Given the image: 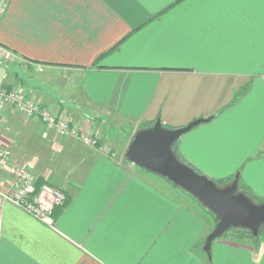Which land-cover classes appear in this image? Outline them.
I'll use <instances>...</instances> for the list:
<instances>
[{"label": "crops", "instance_id": "0c3cea01", "mask_svg": "<svg viewBox=\"0 0 264 264\" xmlns=\"http://www.w3.org/2000/svg\"><path fill=\"white\" fill-rule=\"evenodd\" d=\"M0 43L15 53L0 80L98 140L7 114L0 140L66 202L54 226L5 203L0 264H264L260 237L222 236L209 257L215 218L126 155L158 119L210 118L176 142L180 160L239 174V191L264 200V0H8Z\"/></svg>", "mask_w": 264, "mask_h": 264}, {"label": "water", "instance_id": "95a60500", "mask_svg": "<svg viewBox=\"0 0 264 264\" xmlns=\"http://www.w3.org/2000/svg\"><path fill=\"white\" fill-rule=\"evenodd\" d=\"M209 119L199 118L177 128H166L158 119L152 126L137 131L126 155L134 164L166 177L219 217L203 247L211 257L213 241L222 237L231 228L242 227L250 230L254 236L259 235L264 224V202H256L239 191V174H236L231 183L219 186L213 178L197 171L175 154L173 146L179 138L194 126ZM145 137L156 141L158 145L156 151L142 154L134 149L137 141Z\"/></svg>", "mask_w": 264, "mask_h": 264}, {"label": "built area", "instance_id": "2783aa9c", "mask_svg": "<svg viewBox=\"0 0 264 264\" xmlns=\"http://www.w3.org/2000/svg\"><path fill=\"white\" fill-rule=\"evenodd\" d=\"M7 2L0 0V15ZM14 59L15 53L0 43V61L7 63ZM10 111L26 118H38L45 128L54 130L59 136L73 137L93 146L98 142L97 138L81 131L66 115L52 107L43 106L21 88L9 86L0 80V136ZM65 202L66 194L61 189L46 182L39 183L30 165L15 159L8 146L0 143V212L5 203H12L42 223L54 226L55 209ZM1 233L0 214V236Z\"/></svg>", "mask_w": 264, "mask_h": 264}, {"label": "rangeland", "instance_id": "374dc122", "mask_svg": "<svg viewBox=\"0 0 264 264\" xmlns=\"http://www.w3.org/2000/svg\"><path fill=\"white\" fill-rule=\"evenodd\" d=\"M14 61V60H13ZM13 61H11V62H7L6 64H10V66H13L15 63L13 62ZM13 68L15 69V67L13 66ZM13 69V70H14ZM38 70H43L42 68H40V67H38L37 68ZM19 71V69L18 68H16V71L14 72L15 74H16V77L18 78V75H17V73H19L20 75H22L21 73L23 72V69H20V71ZM17 72V73H16ZM14 74V75H15ZM36 74H37V71H36ZM15 77V78H16ZM17 78H16V80H17ZM14 86H16V87H18V88H21L17 83H16V85H14ZM19 115V114H18ZM67 117H69L70 118V120H71V117H70V115H67V114H65ZM20 117H24V116H21V115H19ZM72 121V120H71ZM73 122V121H72ZM10 126V122L8 123V119H7V122H6V124H5V126L3 127V129H2V132H1V135H3V136H7V131H8V127ZM1 137V136H0ZM92 137H94L95 138V136H92ZM123 139V138H122ZM125 141V140H124ZM120 142H123V141H119V143ZM132 142V141H131ZM0 143H2V144H5V145H7L8 146V148L11 150V152H12V154H13V151H12V148L7 144V142H5L4 140H1V142ZM16 159V158H15ZM128 159V158H127ZM17 160H23V159H17ZM24 162V161H23ZM137 169H139V170H142L144 173H146V174H148V175H150L151 177H154V178H156V177H159V178H162L161 179V181H162V183H161V187H165L166 188V186L168 185V186H170L169 188H171L172 190H179L178 192H185V191H183L181 188H178V187H175L173 184H170L168 181H166L163 177H161L160 175H158V174H155V173H153V172H150V171H148V170H146L145 168H142V167H140V166H138V165H134ZM231 183V182H230ZM180 190H182V191H180ZM177 192V191H176ZM186 194H188L191 198H193V200L196 202V203H198L199 204V206L201 207V208H203V209H205L209 214H211L214 218H215V222H216V224H217V222H218V220H219V218L214 214V212H212V211H210V210H208L198 199H196L194 196H192L191 194H189V193H187V192H185ZM233 232L234 231H232V230H229V232L226 234V236H230V235H232L233 234ZM260 238H262V239H264V233H262V234H260V236H259Z\"/></svg>", "mask_w": 264, "mask_h": 264}, {"label": "trees", "instance_id": "16d2710c", "mask_svg": "<svg viewBox=\"0 0 264 264\" xmlns=\"http://www.w3.org/2000/svg\"><path fill=\"white\" fill-rule=\"evenodd\" d=\"M243 91L239 92L237 96H239ZM173 150L175 152V154L179 157L180 159V154H179V151H178V147H177V144L175 143L174 146H173ZM159 175V174H158ZM161 177H163L166 181H168L170 184H173L175 187H178L177 185H175L173 182H171L169 179H167L166 177L160 175ZM216 183L219 185V186H223V185H226L231 181V178L229 179H220V180H215ZM180 188V187H178ZM182 189V188H181ZM183 190V189H182ZM185 191V190H183ZM187 192V191H185ZM188 193V192H187ZM190 194V193H189ZM249 197H251L254 201L256 202H264V200L260 199V198H256L254 196H251L249 195ZM207 208V207H206ZM208 209V208H207ZM209 210V209H208ZM211 211V210H210ZM215 214V213H214ZM216 215V214H215ZM217 216V215H216ZM218 217V216H217ZM219 218V217H218ZM230 230L234 231L232 235L238 237V238H245V237H249V238H257L260 236V234L264 233V224L261 226V229H260V233L258 236H254L252 234V232L246 228H242V227H235V228H231ZM229 232V230L223 235L225 236L227 233Z\"/></svg>", "mask_w": 264, "mask_h": 264}, {"label": "snow or ice", "instance_id": "6c2138e0", "mask_svg": "<svg viewBox=\"0 0 264 264\" xmlns=\"http://www.w3.org/2000/svg\"><path fill=\"white\" fill-rule=\"evenodd\" d=\"M134 149L142 154H150L156 151L158 145L156 141L150 137H145L137 141V143L133 146Z\"/></svg>", "mask_w": 264, "mask_h": 264}]
</instances>
